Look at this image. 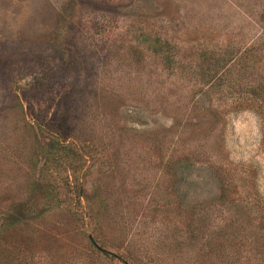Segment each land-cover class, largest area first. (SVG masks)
I'll list each match as a JSON object with an SVG mask.
<instances>
[{
    "label": "rangeland",
    "instance_id": "1",
    "mask_svg": "<svg viewBox=\"0 0 264 264\" xmlns=\"http://www.w3.org/2000/svg\"><path fill=\"white\" fill-rule=\"evenodd\" d=\"M0 264H264V0H0Z\"/></svg>",
    "mask_w": 264,
    "mask_h": 264
},
{
    "label": "trees",
    "instance_id": "2",
    "mask_svg": "<svg viewBox=\"0 0 264 264\" xmlns=\"http://www.w3.org/2000/svg\"><path fill=\"white\" fill-rule=\"evenodd\" d=\"M88 237H89V240L92 242V243H95L93 238L88 234Z\"/></svg>",
    "mask_w": 264,
    "mask_h": 264
}]
</instances>
